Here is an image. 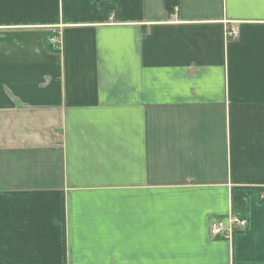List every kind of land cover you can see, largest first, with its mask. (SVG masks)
<instances>
[{"label": "crops", "instance_id": "1", "mask_svg": "<svg viewBox=\"0 0 264 264\" xmlns=\"http://www.w3.org/2000/svg\"><path fill=\"white\" fill-rule=\"evenodd\" d=\"M0 264H264V0H0Z\"/></svg>", "mask_w": 264, "mask_h": 264}, {"label": "built area", "instance_id": "2", "mask_svg": "<svg viewBox=\"0 0 264 264\" xmlns=\"http://www.w3.org/2000/svg\"><path fill=\"white\" fill-rule=\"evenodd\" d=\"M228 34L231 36H236L238 34V30L236 28H231L228 30ZM58 36L52 37V43L58 45V48H61L62 41L59 40ZM246 223L244 218H241L231 212L225 217L213 220L210 225V233L213 236H217L223 234L226 238H229L232 232L235 230L237 226L244 225Z\"/></svg>", "mask_w": 264, "mask_h": 264}, {"label": "trees", "instance_id": "3", "mask_svg": "<svg viewBox=\"0 0 264 264\" xmlns=\"http://www.w3.org/2000/svg\"><path fill=\"white\" fill-rule=\"evenodd\" d=\"M235 208L236 209H238V208H242V209H244V203L243 202H241V201H236L235 203H234V205H233V209L235 210Z\"/></svg>", "mask_w": 264, "mask_h": 264}]
</instances>
